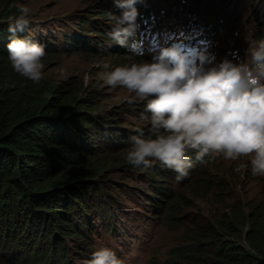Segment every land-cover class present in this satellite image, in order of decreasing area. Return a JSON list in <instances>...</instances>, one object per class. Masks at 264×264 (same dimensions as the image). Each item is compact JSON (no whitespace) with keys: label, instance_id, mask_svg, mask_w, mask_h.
<instances>
[{"label":"clouds","instance_id":"clouds-1","mask_svg":"<svg viewBox=\"0 0 264 264\" xmlns=\"http://www.w3.org/2000/svg\"><path fill=\"white\" fill-rule=\"evenodd\" d=\"M104 1L95 0V6L89 7L88 12L82 15L85 16L82 20H95L99 27L102 24V31L109 37L105 40L101 38L100 33L94 35L99 40V50L105 48L106 53L111 51L109 47L114 44L111 41L112 36L119 46L131 51L129 55L148 60L118 66L105 72L104 82L113 89L118 86L125 88L129 93H134L140 101L147 102L146 111L151 114L148 125L154 130V136L146 138L142 128L135 129L139 134L131 137L132 142L130 140L127 144L131 146L124 153V159L134 168H145V180L154 183L153 186L145 188L144 199L155 211L154 218L173 226L181 215H185L183 208L189 201L188 196L192 198L191 192L199 181L198 176L207 177L220 184L223 178L215 176L207 166V162L216 156L222 155L224 159L234 161L241 157H250L251 170H248V173L264 176V39L258 40L254 33L256 40L248 41L246 57L244 54L245 59H241L238 53L239 56L230 55L231 52L238 51L237 46L232 50L228 47L226 51L217 53L215 45L220 40V25L201 18L195 12L190 13L186 6H169L168 2L167 5L162 4L154 9L150 3L137 5L143 0H114L116 6L121 9L120 16L114 23V20L110 21L97 15L102 13L97 6H101ZM14 6L19 15L12 14L13 21L9 24L11 35L7 44L8 59L17 73L38 83L44 75L45 66L42 60L45 49L40 43L17 35L26 27L28 31L31 9L24 4ZM91 12L97 16L89 19ZM8 18L12 17L4 19ZM251 18L256 25L255 16ZM104 25L107 27L104 28ZM82 26L86 30L93 24L85 21ZM39 40L45 41L41 38ZM208 43L211 45L206 49ZM187 47L195 49L188 51L185 49ZM100 66L104 69L110 67L107 62H101ZM131 130L135 132L134 129ZM160 164L163 165L162 170L165 168L167 172L168 178H164V181L154 179L150 172L151 168L159 167ZM236 170L239 171V168ZM101 180L104 179L94 178L96 185L105 190ZM224 186L227 189L236 187L230 176L222 187ZM220 188H214L213 193ZM169 193L178 196L179 215L173 223H169L165 216L166 206H170L167 198ZM108 201L111 203L109 199ZM162 203L165 205L164 210H161ZM110 209L108 211L111 216ZM93 210L95 211L91 209ZM227 210L229 214L233 208L228 206ZM102 212L105 211H101V214ZM241 213L243 214L240 217ZM249 216L264 228V187L257 199L248 201L241 212H235L228 217L234 231L229 239L255 253L246 238ZM242 217L247 219L243 224L239 221ZM223 219L227 218L220 217L212 223L216 220L224 222ZM191 220L190 225H184L186 229L196 227L198 221L204 222L196 218ZM193 220H196L195 224H192ZM88 224L87 238H91L92 232L99 233L100 228L96 226L91 229L90 225L95 224L91 221ZM238 228H241V232ZM154 233L155 230L145 241H135V249L147 255L143 264L149 262ZM111 236L113 239L124 241L121 234L116 235V238ZM86 243L87 240L76 250L70 248V264H136L126 252H118L116 249L112 251L108 245L103 247L101 244L96 245L102 248L94 251L91 259L80 257L79 262L75 263L76 256L73 254L77 255ZM174 247L169 249L166 258H160V263L189 264L181 257L172 255ZM151 263L159 264L155 258H152Z\"/></svg>","mask_w":264,"mask_h":264},{"label":"trees","instance_id":"trees-1","mask_svg":"<svg viewBox=\"0 0 264 264\" xmlns=\"http://www.w3.org/2000/svg\"><path fill=\"white\" fill-rule=\"evenodd\" d=\"M14 5L12 0H0V264H70V248L76 250L87 240L91 209L106 211L111 207L108 199L97 193L101 187L94 178L108 164L119 162L109 155L114 152L113 147L126 146L139 133L111 123V114L115 113L110 110L94 114L92 104L76 98L75 88L48 85L43 80L36 83L13 69L7 49L13 18H4L17 12ZM97 7L102 12L97 15L116 23L121 9L114 0H105ZM89 14V19L97 16ZM253 16L257 19L255 37L264 39V0L256 3ZM85 21L93 26L85 30ZM101 28L102 24L99 27L95 20L84 18L77 29L65 33L62 49L92 54L100 47L95 34L109 39ZM17 35L40 43L45 52L54 51L57 45L28 34L27 27ZM111 41L114 44L109 47V54L120 56L116 65L139 62L112 36ZM146 104L136 100L133 106L120 109L150 118ZM142 129L146 138L154 136L153 129ZM107 145H111L110 149ZM162 166L150 171L159 181L168 178ZM107 188L109 193L111 188ZM167 198L170 206H166L165 216L173 223L179 215L178 196L169 193ZM160 206L164 210L165 205ZM223 220H193L197 226L188 229L191 241L174 247L172 255L189 264H264V228L248 217L246 238L254 253L229 239L234 234L233 225ZM239 221L243 224L247 219L242 217Z\"/></svg>","mask_w":264,"mask_h":264},{"label":"rangeland","instance_id":"rangeland-1","mask_svg":"<svg viewBox=\"0 0 264 264\" xmlns=\"http://www.w3.org/2000/svg\"><path fill=\"white\" fill-rule=\"evenodd\" d=\"M12 1L16 4H24L31 9L28 17L30 21L28 32L30 34H35L42 40L57 44L54 51L45 52L49 54H45L42 60L45 66L42 80L46 84H59L64 88L70 87L69 89L75 88L77 90L76 98L92 104L91 110L94 114H102L108 110L115 113L111 114L113 117L111 123L119 124L120 128L130 131V129L135 130L147 126L152 129L149 126L148 117L143 118L121 111L120 108L131 107L136 100L140 101L134 93H129L125 88L119 86L113 89L104 82L105 72L118 67L115 62L120 59V56L106 53L105 48L102 50L96 49L92 54H84L81 51L67 52L62 49L65 33L77 28L79 22L83 19L82 15L88 12L89 7L95 6L93 4L95 0ZM258 1L143 0L142 3L137 5L150 3L154 9L159 8L162 4L167 5L168 2L169 6H186L190 13L195 12L201 18L217 22L220 25V40L215 45L217 53L226 51L228 47L232 50L234 46H237L238 51L231 52L230 55L237 56L239 54L241 59H245L244 54L246 57V50L249 47L248 41L256 40L253 32L255 21H252L251 16L255 12ZM15 14V16H18V11ZM11 17L13 18L14 15H11ZM210 45L208 43L206 49ZM185 49L192 51L195 48L187 47ZM133 58L139 60V62L147 60L139 57ZM101 62H107L110 65L109 69L100 66ZM133 62L135 61L131 60V63ZM47 94L50 93L47 92ZM109 146L111 145L106 147L110 149ZM130 146L124 147L121 144L113 147L114 152L109 155L119 159V162L104 167L103 171L97 176L99 179H104L106 189H108L107 187L111 188L109 193L100 188L97 191L102 199L106 196L111 201V216L108 210L102 212L103 214H101V210L91 211L89 219L95 225H90V227L93 229L97 226L100 230L99 233L92 232V237L87 238L85 247L77 252V255L76 253L73 254V256H76L74 258L75 263L79 262L80 257L91 259L93 252L102 248L96 245L101 244L103 247L108 245L112 251L116 249L123 253L126 252L136 264H143L147 255L145 256L135 249V241L147 240L148 236H152L155 230V236H153L155 239L150 249L147 264H152V258H155L156 262L161 264L160 258H166L171 247L184 245V243L191 241L187 239L190 230L184 227V225H190L191 218L212 223L214 219L226 217V220L229 221L228 217L235 212H241L242 208L247 206L248 201L257 199L264 187V176H253L251 172L248 173V170H251L250 157H241L239 160L234 161L224 159L222 155L216 156L207 162V166L212 169L215 176L223 178L221 183L217 184L207 177L198 176L199 181L196 182L195 188L191 192L192 198L190 199L188 196L189 201L183 208L186 214L181 215L173 226L167 225L154 218L156 213L151 208V204L144 201L145 188L154 184L145 180V168H134L124 159V153ZM108 149L106 150L108 151ZM237 168H239V171L236 170ZM229 176L236 186L235 189L233 187L228 189L226 186L222 187ZM217 186L221 188L213 193V189H217ZM182 189L190 190V188ZM238 194L242 196L240 197ZM228 206L233 208L229 214ZM232 223L234 222L232 221ZM238 229L241 232V228ZM110 234L115 238L116 235L121 234L125 242L117 239L118 242Z\"/></svg>","mask_w":264,"mask_h":264}]
</instances>
